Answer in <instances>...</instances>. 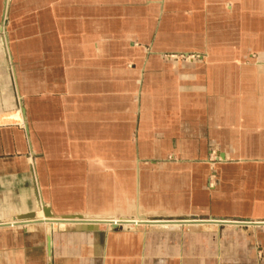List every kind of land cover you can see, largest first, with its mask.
I'll use <instances>...</instances> for the list:
<instances>
[{"label": "crops", "instance_id": "obj_1", "mask_svg": "<svg viewBox=\"0 0 264 264\" xmlns=\"http://www.w3.org/2000/svg\"><path fill=\"white\" fill-rule=\"evenodd\" d=\"M243 1L0 0V264H264V0ZM79 216L202 223L65 224L49 253L23 223Z\"/></svg>", "mask_w": 264, "mask_h": 264}, {"label": "bare ground", "instance_id": "obj_2", "mask_svg": "<svg viewBox=\"0 0 264 264\" xmlns=\"http://www.w3.org/2000/svg\"><path fill=\"white\" fill-rule=\"evenodd\" d=\"M245 1V0H244ZM243 1V2H244ZM247 1V0H246ZM245 1V2H246ZM263 1V0H262ZM244 2V3H245ZM230 3V2H229ZM183 4V3H182ZM263 4V3H262ZM247 5V4H246ZM248 6V5H247ZM241 8V5H240ZM248 8V7H247ZM258 10V9H257ZM238 11V10H237ZM235 11V12H237ZM263 12V11H262ZM264 15V14H263ZM2 16V15H1ZM195 17V16H194ZM5 19V18H4ZM210 20V19H209ZM210 28V27H209ZM226 29V28H225ZM227 31V30H226ZM245 31V29H244ZM254 34V33H253ZM219 36V34H218ZM221 37V36H220ZM222 39V38H221ZM225 39V38H224ZM226 40V39H225ZM230 40V39H229ZM3 44V43H1ZM0 44V45H1ZM4 47V46H3ZM9 48V47H8ZM260 56V55H259ZM256 83V82H255ZM18 114L17 113H12V114H7L4 116L0 117L1 122H7V121H11V117H15V119H18ZM131 208V207H130ZM139 208V207H138ZM142 210V208H140ZM43 210V209H42ZM140 210V211H141ZM99 213H97L98 215ZM103 215H105L104 213H102ZM101 214V215H102ZM141 214V213H140ZM47 215V214H46ZM77 215V214H76ZM73 216V215H72ZM55 217V216H54ZM54 217H45L43 219H36V220H30V221H24V225H26L27 227H34V226H41L44 227L45 230L47 231V253H49V248H50V244H49V233L56 229V227L61 226V225H65V224H72V225H79V227H83L86 226L88 224L92 225V226H99V225H105L108 228H118V227H127V228H138V227H142V226H156V227H160V228H167L169 226L171 227H180L182 225H190V224H199L202 223V221H195V220H189L187 221H160V222H152V221H148V220H144V219H133V220H124V219H107V218H103V217H88V216H79L78 218H74V219H66V218H54ZM119 217V216H118ZM115 218V216H114ZM127 218V217H125ZM130 218V217H129ZM208 222V221H206ZM217 224H225L224 222H219ZM231 224V223H230ZM248 224V225H247ZM216 225V224H215ZM214 225V226H215ZM232 225H240V227L243 225L242 223H233ZM247 226H250L251 223H246ZM1 226V225H0ZM2 226L7 227V224H4ZM11 226V225H10ZM20 226V225H19ZM217 226V225H216ZM260 226V225H259ZM188 227V226H187ZM195 227V226H194Z\"/></svg>", "mask_w": 264, "mask_h": 264}, {"label": "rangeland", "instance_id": "obj_3", "mask_svg": "<svg viewBox=\"0 0 264 264\" xmlns=\"http://www.w3.org/2000/svg\"><path fill=\"white\" fill-rule=\"evenodd\" d=\"M1 30H2V28H1ZM251 62L254 64V65H256V66H258V67H261V68H264V61L262 60H259L255 55H251ZM42 209V208H41ZM43 210H45V214H49V215H51V213H50V209L47 207H45ZM243 222H252V221H243ZM235 228H245V227H235ZM118 229H121V228H118ZM122 229H123V227H122ZM124 230V229H123ZM126 230V229H125Z\"/></svg>", "mask_w": 264, "mask_h": 264}, {"label": "built area", "instance_id": "obj_4", "mask_svg": "<svg viewBox=\"0 0 264 264\" xmlns=\"http://www.w3.org/2000/svg\"><path fill=\"white\" fill-rule=\"evenodd\" d=\"M118 228H121V229H122V227H118ZM118 228H117V229H118Z\"/></svg>", "mask_w": 264, "mask_h": 264}]
</instances>
